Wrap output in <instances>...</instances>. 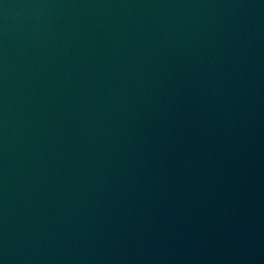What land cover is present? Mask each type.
<instances>
[{
	"label": "water",
	"instance_id": "1",
	"mask_svg": "<svg viewBox=\"0 0 264 264\" xmlns=\"http://www.w3.org/2000/svg\"><path fill=\"white\" fill-rule=\"evenodd\" d=\"M0 264H264V0H0Z\"/></svg>",
	"mask_w": 264,
	"mask_h": 264
}]
</instances>
